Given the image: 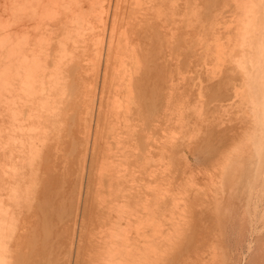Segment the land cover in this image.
I'll use <instances>...</instances> for the list:
<instances>
[{
  "label": "rangeland",
  "instance_id": "374dc122",
  "mask_svg": "<svg viewBox=\"0 0 264 264\" xmlns=\"http://www.w3.org/2000/svg\"><path fill=\"white\" fill-rule=\"evenodd\" d=\"M93 4L0 6L3 243L23 222L28 264H264V0Z\"/></svg>",
  "mask_w": 264,
  "mask_h": 264
},
{
  "label": "bare ground",
  "instance_id": "6f19581e",
  "mask_svg": "<svg viewBox=\"0 0 264 264\" xmlns=\"http://www.w3.org/2000/svg\"><path fill=\"white\" fill-rule=\"evenodd\" d=\"M0 1H2V3H3V5H0V6L1 7H5L4 10L6 9L5 10V12H6L5 17H8L9 16V13H15V11H18V9L14 7V5H16V3L19 2V0H0ZM57 2L58 3H61V2L64 3L65 2L68 5L67 6L68 9L73 10L74 12H77L78 10H80V8H83L85 5H86L87 8H90L92 5H94L93 4V0H40V6H41V8H43L44 6H47L48 8L51 6V8H52L53 5L57 4ZM34 9L35 8H31V7H25L24 8V10L25 11L27 10L28 12L29 11H34ZM61 15L62 14L53 15L51 17V19H50V21H51L50 28L49 29H46L44 26H42L43 27L42 33H45V32H48V31L52 30L51 29V26H54V27L58 28L61 31H64L65 28L67 27L68 23H73L74 19H76V16L73 15V14H67V13H65L63 16H61ZM13 19H14V17L11 16L10 17V20H13ZM52 38L53 37L50 36L49 37V40L52 39ZM51 61H53V59L51 58V55L48 52H45L44 51L45 78L47 77V75H48L47 73L49 72L48 71V64H50ZM62 63H64L62 65L64 67V68H62V70H70V71H73L74 70L75 65L73 63V58L70 57L69 59H66V61H64ZM55 66L58 67V68H56V72L57 73H60V71H61V74H62L63 72L60 69V66H58L57 64ZM48 76H51V75L49 74ZM70 79H71V81H74V78L73 77H71ZM61 81H63V83H61ZM62 84H65L64 78L55 77L54 82L52 83V87H53V89H62ZM69 95L72 96V97L67 98L62 103V105H61V109L62 110H67V105L70 102L76 103L78 101V97H79L78 94H75V95L68 94V96ZM95 106L96 105L93 104L92 111H94V109H98L99 108V106H97L96 108H95ZM52 114L54 116H58V115L61 114V111H59V110L56 109L55 111H52ZM31 172H34V170L31 169ZM48 190L51 191L50 188ZM48 190H45L44 189L43 193L42 194L39 193V196L38 197H45V195H46L45 193ZM43 207L44 206L41 204L40 205V209H37V211L41 210ZM0 209H2L1 206H0ZM45 214H46V212L44 213V215ZM28 217H31V215L28 214V215L25 216V213H24L22 215L23 221H25V218H26V220H28ZM44 217L46 218V224L47 225H51L52 224V227H53V221H54V219L51 218L50 216H48V212H47V215H45ZM126 218H127V225H129L131 223V219H133L132 212L131 213L130 212L126 213ZM1 227H2V224H0V264H7V260H9V257L10 256L13 257L15 255L21 260V263L20 264H28V259L30 257L31 251L27 247L25 249H23V247L25 245V242H27V238H28V234H27L28 233V229H27V226L25 225V223L22 222V224H21V222H20V224L17 227V231L15 232V236L14 237H11V238L9 237V241L8 242L9 243H11V242L13 243L12 244V247L15 248V250H13L14 252L12 250H10V249H7L6 245L3 243L2 239H4L5 236L2 233L3 229ZM35 232L36 231H33L32 233L34 235H36ZM43 233H44L43 234V237H42L43 242L44 243L46 242L47 244L53 245V247H55L54 246V240H55L54 237L56 235L54 233H52L50 230H47L46 232H43ZM121 236L123 238L121 240V242L123 244V242L125 241V235H121ZM119 241L120 240H117V241L114 240L115 243L116 242H119ZM239 244H240V241H239ZM244 246L246 247V245H244ZM111 247L112 248L110 250H108V253L110 252V257L111 258L118 257L117 260H122V258H124V257L132 258V253L134 252V250H132V251L129 250V247L130 246L127 247V248L119 249V248L115 247L113 245V243H112V246ZM242 250H244V249H242ZM43 255H44V252H42V250H41V254L36 257V263H38V261H39L40 258H41V260L43 259ZM49 262L51 264H54L51 260ZM169 262H170V264L173 263V260L171 259V257L169 258Z\"/></svg>",
  "mask_w": 264,
  "mask_h": 264
}]
</instances>
